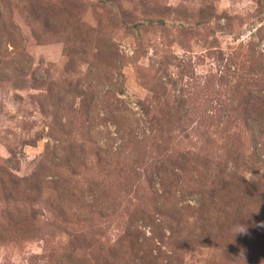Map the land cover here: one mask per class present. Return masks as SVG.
I'll list each match as a JSON object with an SVG mask.
<instances>
[{
    "label": "rangeland",
    "instance_id": "rangeland-1",
    "mask_svg": "<svg viewBox=\"0 0 264 264\" xmlns=\"http://www.w3.org/2000/svg\"><path fill=\"white\" fill-rule=\"evenodd\" d=\"M181 152L264 177V0H0V264H264V201L250 231L158 240L152 170Z\"/></svg>",
    "mask_w": 264,
    "mask_h": 264
},
{
    "label": "trees",
    "instance_id": "trees-1",
    "mask_svg": "<svg viewBox=\"0 0 264 264\" xmlns=\"http://www.w3.org/2000/svg\"><path fill=\"white\" fill-rule=\"evenodd\" d=\"M186 153L187 154H185V152L179 153L177 159L169 161V164L165 161H161L160 164L156 165L152 170V177L155 178V183H159L158 189L164 187L162 194L159 195V197H162L159 201L163 206H157L160 210L157 214L166 217V231L169 232L168 235H165L166 232L163 233V237L158 240L166 242V245L169 247L174 246L183 249L186 245L193 244L199 240L200 243H202L205 236H207L209 240L217 237L215 232L223 234V238H225V233L229 232L231 229H233V231L236 229H243V231L246 232L254 228V223L258 218L252 208L260 201H264V177L248 181L244 177L245 175L239 174L237 170L234 171V173L229 172V166L227 164L224 167L217 165L216 172L210 174L212 173L210 164L213 162L210 158L191 154V152ZM256 156L258 155L255 153L254 157ZM197 161H200L207 170L203 176L200 172V165L196 163ZM193 171L198 172V177H190L188 181H195L200 187V190L204 192L200 199H197L199 207L189 206L184 208L186 210H182L183 206H178V199H176L173 204L169 205L170 199L176 194V191H172L171 187L180 185L185 189L183 184L186 180V175H190ZM182 174H184V178ZM192 193L196 194L197 191L190 192V194ZM228 205L231 206V210L227 208ZM166 206L170 207V209L164 208ZM195 208L207 214L215 210V215L201 221V233L193 230L189 231V228H187L184 223L185 211ZM161 210H166L167 212ZM149 218L151 217L149 216ZM127 233L126 238H121L119 244L109 252L111 258H116L123 249H128L131 252L138 249L140 245L138 239L133 238L130 231ZM248 244L251 248L257 249L256 242ZM75 250L76 249L73 248L72 253H75ZM172 251V254H175L173 249ZM225 251L228 253V251L231 250L225 248ZM150 252L151 251L147 254L155 257L151 262L152 264H156V259H158L159 256H155L154 253ZM161 254L162 252L160 251L158 255ZM258 254L263 256L264 248H261ZM105 262L111 263L108 258H105Z\"/></svg>",
    "mask_w": 264,
    "mask_h": 264
}]
</instances>
